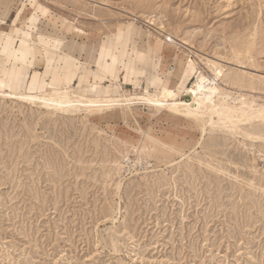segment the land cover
I'll use <instances>...</instances> for the list:
<instances>
[{"label": "rangeland", "instance_id": "1", "mask_svg": "<svg viewBox=\"0 0 264 264\" xmlns=\"http://www.w3.org/2000/svg\"><path fill=\"white\" fill-rule=\"evenodd\" d=\"M38 2L34 37L95 46L134 29L123 61L146 51L150 79L121 75L123 93L151 73L174 87L189 60L264 81V0ZM218 83L264 104V83ZM165 113L49 116L0 100V264H264V143Z\"/></svg>", "mask_w": 264, "mask_h": 264}, {"label": "bare ground", "instance_id": "2", "mask_svg": "<svg viewBox=\"0 0 264 264\" xmlns=\"http://www.w3.org/2000/svg\"><path fill=\"white\" fill-rule=\"evenodd\" d=\"M36 4H39L38 0H25L21 9L16 10L10 24L4 20L5 18H0L1 101H10L20 107L26 105L30 109H42L49 116L59 113L64 116H75L82 113L84 118L102 117L113 110H119L123 116H126L135 104H140L156 113L163 111L180 120L194 121L202 133L207 129L211 130L209 132L220 129L224 134H239L252 143H264V104L247 100L242 94L236 95L226 91L218 83V80H221L241 89L243 87L254 89V85L264 83L261 78L239 73L226 76L222 66L207 61L204 65L213 73L212 78H209L202 71H198L194 62L189 60L174 87L170 86L171 83L166 78L154 92L150 91L148 85L137 84L133 91L123 93L119 81L120 75L134 74L137 78V75L146 73L148 61L146 51H134V59L123 61L126 57L128 59L126 48L131 39L129 37L135 32L134 29L131 27L124 31L121 27L116 28L113 35L102 42L97 52L96 49H91L92 43L78 45L75 38L69 41L65 39V45L61 49L57 40L47 38L42 33H37L33 37L29 23L34 10L37 9ZM28 6L32 9V13L18 25L17 18ZM148 21L153 23L151 19ZM67 23L73 28L72 32L80 31L73 27L72 22ZM7 30L9 33L6 32ZM163 36L173 42L169 35ZM5 39L7 43L2 44ZM254 40L255 37H252L242 54L249 52ZM262 40H264V31ZM16 41L17 46H15ZM39 53L44 59V71L39 78L36 75L30 77L29 69L36 65V56ZM76 54H84V62L95 64V68L86 67ZM143 59L144 62L141 64ZM11 60L14 65L10 68L17 72L13 82L6 80L8 63ZM167 75L169 76V73ZM97 81L100 83L106 81L109 84L100 86ZM183 97H188V100ZM192 104H195V107H192ZM168 147L170 150L174 149L172 145Z\"/></svg>", "mask_w": 264, "mask_h": 264}, {"label": "crops", "instance_id": "3", "mask_svg": "<svg viewBox=\"0 0 264 264\" xmlns=\"http://www.w3.org/2000/svg\"><path fill=\"white\" fill-rule=\"evenodd\" d=\"M16 1H19V0H0V18L1 19H4L7 23H11V20L15 17V12H16V10L17 9H14V6H15V4H16ZM27 1V0H26ZM23 2H25V1H19V4H20V6L22 5V3ZM31 3H28V5H30ZM32 7V6H31ZM34 10V9H33ZM36 10V9H35ZM34 10V11H35ZM2 29H3V27H2ZM7 33H9V31L7 30L6 31ZM44 36H46V35H44ZM34 37V36H33ZM47 38H52L53 40H57L59 43H60V48L62 49L63 47H64V45H65V39L64 38H57V37H52V36H49V35H47L46 36ZM103 41H105V40H103ZM102 41V42H103ZM4 42V43H3ZM102 42L101 43H98L97 45H95V46H93V44H92V46H91V49H96V51L95 52H97V50H98V48L102 45ZM2 44H6L7 43V40L5 39V41H2L1 42ZM90 43H92V42H90ZM17 44H18V42L16 41V43H15V46H17ZM78 45H81L80 43H78ZM128 53V52H127ZM82 56V57H81ZM41 57V58H40ZM76 57L79 59V61L81 62V63H83V64H85L86 65V67H89V68H95V64H93V63H91V64H86L84 61V54H81V55H78V54H76ZM81 58V59H80ZM36 59H37V61H36V65L34 66H32V67H30V69H29V73H30V77H32L33 75H36L38 78L42 75V73H43V71H44V66H43V57H42V55L39 53L37 56H36ZM91 62H94V60H91ZM149 62V61H148ZM146 63V75H145V77H144V81L146 82L148 79H150L149 78V76H150V73H148V71H149V63ZM9 65H8V70H7V75H6V80H8V81H10V82H13L14 80H15V78L17 77L16 76V74H17V72L13 69V68H10L12 65H14V62H13V60H11V61H9V63H8ZM2 66L0 65V75L2 74V68H1ZM154 70V69H153ZM155 72V71H154ZM41 74V75H40ZM121 74H123L122 72H121ZM121 76V75H120ZM137 79V78H136ZM159 79H158V77L155 75V74H152L151 73V80H149L150 81V83H148V84H145V85H148L149 87H151V86H154V85H156V84H158V86L162 83V81H160V83L159 82H157ZM90 82L92 83L93 81L91 80V78H90ZM97 83H99V85L100 86H107L109 83L108 82H106V81H102L101 83L99 82V81H97ZM155 83V84H154ZM152 84V85H151ZM154 84V85H153ZM157 86V87H158Z\"/></svg>", "mask_w": 264, "mask_h": 264}]
</instances>
